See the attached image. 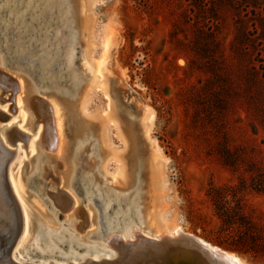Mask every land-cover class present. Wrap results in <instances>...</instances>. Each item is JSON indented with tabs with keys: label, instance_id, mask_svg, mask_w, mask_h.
<instances>
[{
	"label": "rangeland",
	"instance_id": "1",
	"mask_svg": "<svg viewBox=\"0 0 264 264\" xmlns=\"http://www.w3.org/2000/svg\"><path fill=\"white\" fill-rule=\"evenodd\" d=\"M8 1L6 8L0 0L3 52L41 74L50 72L42 58L45 48L52 49L56 43L52 35L60 29V13L47 7L46 0ZM80 1H85L86 7L78 21L85 30L75 28L79 44L71 67V71H84L80 94L91 78L81 52L87 49L92 32L102 33L107 45L101 59L99 50L92 58L101 69L104 86L94 88L85 109L77 110L80 96H76L70 115L68 107L53 105L59 93L50 89L53 78L40 87L34 74L27 73L29 78L18 64L0 66L1 75L11 81L0 77L6 84L0 86V127L10 126L17 116L13 112L16 97L26 101L17 120L29 122L20 125L22 131L11 130V143H0L5 177L10 167L11 175L23 179L22 189L16 190L21 201L25 205L31 201L36 207L30 230H22L23 240L16 249L37 245L41 226L44 231L57 232L62 221H69L76 238L90 232H83L86 202L81 205L74 194L79 193L77 182L92 177L94 185H106L108 191L110 181L102 176L108 178L103 171L105 159L102 161L107 151L122 155L125 171L131 169V151L120 134L122 122L103 125L101 121L113 113L129 112L136 120L141 153L152 157L156 147L157 160H165L162 170L147 175L153 187L150 192L142 183L140 207H154L159 226L178 224L183 232L238 256L246 264H264V0ZM10 5H15V10L9 9ZM3 52L0 50V56ZM63 67L61 59L51 70L53 77H60ZM19 76L25 89L32 84V93L15 92ZM58 88H68V82L64 79ZM39 104L52 108V124L60 118L59 154L36 143L37 131L44 127V122H39ZM141 108H148L153 115L149 134L140 125ZM76 125L89 127L86 138L72 133L71 126ZM13 135L20 140L13 141ZM83 142L86 147L77 151L75 147ZM95 144L101 166L90 157ZM42 153L48 161H42ZM64 156L69 160L70 188L63 177ZM31 158L34 164L40 162L37 168L43 175L44 191L60 190L74 197L70 211L57 207L61 219L66 217L59 223L47 219L50 210L31 191L37 190L39 183L38 177L28 183ZM115 167V161L110 160L109 172ZM145 172L142 178L146 182ZM121 179L111 181L118 191L123 190ZM123 191L127 194L134 188ZM66 205L69 208L67 201Z\"/></svg>",
	"mask_w": 264,
	"mask_h": 264
},
{
	"label": "bare ground",
	"instance_id": "2",
	"mask_svg": "<svg viewBox=\"0 0 264 264\" xmlns=\"http://www.w3.org/2000/svg\"><path fill=\"white\" fill-rule=\"evenodd\" d=\"M3 1H5L4 7L7 8V5H9V1ZM15 1L16 3L22 2V0ZM15 5H10L9 9L15 10ZM46 5L47 7L53 6L57 10V12L60 13V29L59 31H57V33L54 32L56 33L55 35H52L54 36V39H56V43L53 45L54 47L52 49H48V47L45 48L46 54L45 57L42 58L43 65L45 66V68L50 70V72H45L46 74H41L37 72V69L34 67L27 68V65L23 64V62L19 59L6 57L5 52H3L4 50L2 49L3 43L5 42V31L3 32L4 27H0V50L1 52H3V55L0 56V66H6L7 64L13 66L15 64H18L20 68L25 71L24 72L23 70H21L23 74H26L28 77L29 75L34 74L35 77H33V79L40 85V87H43V85L45 84V80L47 81L48 79L53 78L49 82V85L52 86L50 89L59 92L57 94V99H55L53 105L58 103L64 107H68L70 109H68L70 115V113H73L74 108L76 107V96H80L79 105H77V110L80 111L86 108L85 104L89 102L91 97L90 93L94 91V88H101L104 86V83L102 84L101 81V69L99 65L92 60V58L94 59L95 52L99 50L98 59H101L107 48V45L102 33L92 32V35L90 36L89 45H87V49L81 52L82 62L83 65L86 67L85 70L88 69L90 71L91 69V78L89 79V82L85 85V87L82 89V92L80 94V88L82 87V84L84 83L85 79V76L83 75L84 71H81L80 69L71 71V67L74 65L76 58L75 47L79 44V32L75 31V28H78L79 30L83 28L85 30V28L82 27V24H80V22L78 21L79 16H81L83 11L85 10V1L46 0ZM1 19L3 20V17L0 16V20ZM61 59H63L64 63L62 75L60 77H53L51 70L61 63ZM27 73H29V75ZM64 79L65 82H68V88L59 89L58 86ZM14 85L15 92H19L20 95L22 93L24 94L27 92L32 93V91L34 90L31 86L32 84H28L27 89H25L26 86L24 85L22 76H19L17 82ZM0 86H6V84L2 80H0ZM14 101L15 107L13 109V112L17 116L14 118L10 126L3 125L0 127V143H3L4 145H7V141L9 143L12 142L10 140V137L8 136L11 130H21V124L26 126L29 123L26 118L24 120H17L19 111L25 109V99H22V97H16ZM141 109L142 112L140 115V125L145 128V131L148 133L153 120V115L148 108ZM37 110H40L39 122L43 121L44 127H42V129L39 127L37 131V139H35L36 143L38 142L41 148H46L55 151L57 154H59L61 148L60 118L59 121L55 118V123L52 124V120L54 118H52V108L50 106L44 107L39 104ZM130 115L131 114L129 112H124L123 115L118 116L117 113H113L111 115H108L106 118L104 117V120H102L101 117L103 125L105 123L111 124L116 121H119L120 123L122 122L123 126L120 128V134L127 141L129 150L131 151V154L129 156L131 169L129 171H125V163H123L122 155L107 151L104 154V158L102 159V161L105 159L103 171L107 174L108 178H106V176L104 175L102 176L105 180L110 181L111 185L110 187H108V191L105 188L106 185L104 187H99V184H95L96 187H94L95 185L92 182L93 180L90 181L91 179H93L92 177H86L85 181H82L81 179L77 182L79 184V193L74 194L79 198L81 205L83 201L86 202V207L84 206V208H86L87 212V225L86 228L83 229V232L86 229H89L90 231L83 237L76 238L75 233L71 232L69 229V221L60 222V220H62L63 218L61 219V213L58 214L57 207L60 206L64 210L70 211L75 205L74 197H72V194H68L66 192L64 193L60 190H56L55 193L52 192L51 194H49V190L44 191L42 189L43 175L40 169L37 168L40 165V162L37 161L34 164L32 158L31 160H29L28 163L31 165L32 170L30 178L33 176L38 177L37 182H39L37 185L38 189H31V191L35 194V196L40 199V202L44 206H46L48 210H50L48 213L53 217V219H51L52 217H50L49 214L46 216L47 219L49 221H54L55 219V223L60 222L59 224H57L60 230L54 232L48 228L47 231H44L45 228L41 226L39 231H37L35 227L37 233H39V235L37 236L38 244H34L30 247L27 245L25 248L21 247L17 250L16 248L18 243H20V241L22 242L23 240V237L20 236L22 233L21 231L12 251L9 254V258L17 264H164L163 260L165 254L162 249V246L160 247L156 245L155 247H151L150 250H146L144 249V247H142L143 241L141 239L148 238L158 242L162 237H167L171 241L175 242L178 241L177 239H179L178 233H181L183 235L194 238L197 242H199V244H202L203 246L207 247L210 251L218 252L220 254L225 255L230 261L234 262L235 264H246L238 256L224 251L220 248L211 246L210 244L200 240L199 238L183 232L178 224L170 225L163 223L164 226H159L158 224H156L157 217L154 213V207L149 206L147 204L145 205V207H140L142 200V195L140 194V190L142 189V183L144 185L146 184L145 186L147 187V191L150 192L153 187L152 184L147 181V175L153 173L155 169L162 170L164 168L163 162L165 160L163 159L161 163L157 160L158 157L155 156L156 152H158L156 151V147H154L155 155H152V157L147 156L145 153H141L140 140L137 136L136 131V120ZM35 122L36 121L33 120V124ZM71 127L73 128L72 133L75 132L74 134L76 137L83 135V137L85 136L86 138V130L90 131L89 127L79 125ZM32 128L33 126L31 127V130ZM7 137L9 139H7ZM12 139L13 141L20 140L17 136L14 135L12 136ZM90 142H88V144H90ZM85 144L86 143L84 142L78 144V146L75 147L76 150L81 151V148L86 147ZM90 150L92 151L90 157L96 158L100 165L101 155L99 153L97 145H93ZM16 152L18 153L17 149ZM42 156H44L42 161H48L47 156L45 154L42 153ZM65 156L63 158H65L67 162L65 165H63V177H65L70 188V177H68L67 175L68 172H70L69 160L67 159L68 157ZM110 160L115 161L116 167L114 169V172H109L108 170V162ZM10 171L11 168L8 167L6 172V179L11 187L16 203L18 202L17 204L22 214V230L26 231V227L28 228V230H30V220L33 221V219L35 218V213H33V209L36 210L35 204L29 201L26 202L27 205H25V202L23 203L21 201L16 190L20 188L22 189L23 179L21 180L20 178L11 175ZM144 171H146V182L145 179L142 178V173H144ZM117 177H122L121 180L123 181V190H125V188L127 189L133 187L134 191L128 192L127 194L122 193L124 192L123 190L118 191L117 187H115L114 184H112L111 182ZM50 189L52 190V187ZM80 195H83V200L80 199ZM59 196H62L65 199H60ZM66 201L67 203H69V208H67ZM44 212H46V210ZM65 218L66 217H64V219ZM164 218L165 212L159 216L160 221H162ZM140 248H143L142 252H140ZM171 253L172 252H170L168 257L170 260L168 259L167 262H169L168 264H176V261L174 260L176 254ZM6 258L7 257L5 256V254L0 251V264H10L6 262ZM200 259L203 264H223L221 262L206 263L207 260L205 258L202 257Z\"/></svg>",
	"mask_w": 264,
	"mask_h": 264
},
{
	"label": "water",
	"instance_id": "3",
	"mask_svg": "<svg viewBox=\"0 0 264 264\" xmlns=\"http://www.w3.org/2000/svg\"><path fill=\"white\" fill-rule=\"evenodd\" d=\"M0 77L11 82L5 75H1V73ZM34 177L35 176L31 177L29 182L34 179ZM22 227V214L5 177V169L2 167L0 158V251L7 257V263L17 264L9 258V254L22 231ZM178 238V241L175 242L167 237H162L158 242L153 239L142 238V247L146 250H150L151 247H155L156 245L162 246L165 254L163 260L164 264L169 263L167 261L170 252H172L171 254H176L174 259L176 264H203L200 259L202 257L207 260H205L206 263L221 262L223 264H235L225 255L210 251L192 237L178 233ZM142 249L140 248V252H142Z\"/></svg>",
	"mask_w": 264,
	"mask_h": 264
},
{
	"label": "trees",
	"instance_id": "4",
	"mask_svg": "<svg viewBox=\"0 0 264 264\" xmlns=\"http://www.w3.org/2000/svg\"><path fill=\"white\" fill-rule=\"evenodd\" d=\"M241 243H242V242H241ZM242 244H243V243H242ZM242 244H241V245H242Z\"/></svg>",
	"mask_w": 264,
	"mask_h": 264
}]
</instances>
